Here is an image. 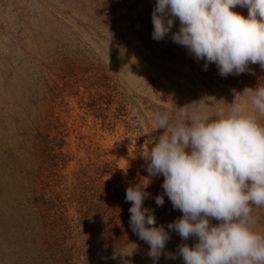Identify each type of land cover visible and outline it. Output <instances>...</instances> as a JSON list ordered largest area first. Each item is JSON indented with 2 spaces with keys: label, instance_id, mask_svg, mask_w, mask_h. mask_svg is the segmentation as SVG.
Returning a JSON list of instances; mask_svg holds the SVG:
<instances>
[{
  "label": "rangeland",
  "instance_id": "obj_1",
  "mask_svg": "<svg viewBox=\"0 0 264 264\" xmlns=\"http://www.w3.org/2000/svg\"><path fill=\"white\" fill-rule=\"evenodd\" d=\"M155 4L0 0V264H184L179 246L198 242L167 228L182 213L163 176L146 171L150 142L164 134L154 119L168 114L175 125L179 108L190 116L202 99L210 120L244 103L264 126L247 97L235 98L264 87V69L249 63L222 77L205 68L172 41L178 19L154 40ZM140 183L150 194L143 207L170 235L155 262L129 225L126 188ZM251 221L264 235V206H252Z\"/></svg>",
  "mask_w": 264,
  "mask_h": 264
},
{
  "label": "clouds",
  "instance_id": "obj_2",
  "mask_svg": "<svg viewBox=\"0 0 264 264\" xmlns=\"http://www.w3.org/2000/svg\"><path fill=\"white\" fill-rule=\"evenodd\" d=\"M237 6L247 8L246 18L232 11ZM175 19L180 27L172 41L204 60L205 68L215 64L222 77L245 73L249 63L264 69V0H156L152 38L162 40ZM237 96L264 115V87H246ZM201 101L190 104V116L186 106L179 108L175 125L168 114L154 119L164 134L150 142L146 171L163 176L164 195L182 213L167 228L182 241L198 240L179 246L184 264H264V235L249 227L252 206H264V126L244 114V103L228 104L227 116L210 120ZM148 183L127 187L125 201L131 203L129 225L155 262L170 235L143 207ZM155 204L163 206L164 196L157 195Z\"/></svg>",
  "mask_w": 264,
  "mask_h": 264
},
{
  "label": "trees",
  "instance_id": "obj_3",
  "mask_svg": "<svg viewBox=\"0 0 264 264\" xmlns=\"http://www.w3.org/2000/svg\"><path fill=\"white\" fill-rule=\"evenodd\" d=\"M149 209H151V208H149Z\"/></svg>",
  "mask_w": 264,
  "mask_h": 264
}]
</instances>
